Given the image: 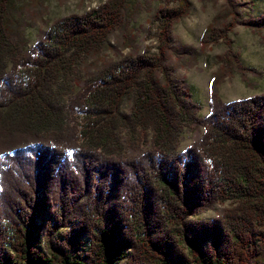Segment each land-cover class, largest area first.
<instances>
[{
	"label": "trees",
	"instance_id": "1",
	"mask_svg": "<svg viewBox=\"0 0 264 264\" xmlns=\"http://www.w3.org/2000/svg\"><path fill=\"white\" fill-rule=\"evenodd\" d=\"M171 2L152 19L158 52L139 54L127 0L58 19L32 46L23 10L0 0V264H264V93L219 94L229 66L263 74L232 52L235 21L210 25L202 52L228 51L201 118L175 74L198 54L172 43L190 2ZM241 25L264 29V14ZM117 47L134 49L103 56Z\"/></svg>",
	"mask_w": 264,
	"mask_h": 264
},
{
	"label": "rangeland",
	"instance_id": "2",
	"mask_svg": "<svg viewBox=\"0 0 264 264\" xmlns=\"http://www.w3.org/2000/svg\"><path fill=\"white\" fill-rule=\"evenodd\" d=\"M108 0H14L15 8L22 9L29 21L27 38L32 46L42 32L47 31L58 19L73 14H84L90 9L98 8ZM171 5H177L178 0H168ZM130 10V33L135 37L139 47V54L147 48L152 53L158 52V25L152 24L156 11L167 4V0H127ZM190 11L174 27L172 43L176 49L189 48L197 52L198 57L194 63H184L176 70V76L184 78L190 86L194 101L200 106L199 116L206 117L210 111L209 81L224 65L221 59L225 58L228 45L223 41L210 44L205 52H202V37L204 32L216 21L229 23L235 21L236 27L229 33L232 40V52L240 56L243 65L262 73V77L248 74L246 78L242 74L230 70L219 85V94L223 101L230 103L240 99L264 93V29H252L241 25L242 21L264 14V0H238L237 7L228 6L225 0H189ZM234 11V12H233ZM233 15V16H231ZM114 41V39H113ZM134 48L106 51L103 53L108 59H117L126 56ZM173 66L174 63H171ZM192 134L185 130L181 150L187 148L192 142ZM1 190V186H0ZM231 206L217 205L215 210L201 216L206 220L218 218L224 208ZM41 222H39L40 225ZM42 248L43 241L41 242Z\"/></svg>",
	"mask_w": 264,
	"mask_h": 264
}]
</instances>
